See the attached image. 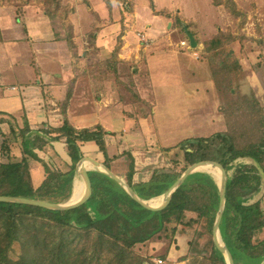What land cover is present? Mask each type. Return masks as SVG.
Listing matches in <instances>:
<instances>
[{
  "label": "trees",
  "instance_id": "1",
  "mask_svg": "<svg viewBox=\"0 0 264 264\" xmlns=\"http://www.w3.org/2000/svg\"><path fill=\"white\" fill-rule=\"evenodd\" d=\"M227 2L228 8L235 12L234 3ZM175 23L191 32L189 25L180 19L176 18ZM234 40L233 35L220 31L205 42L204 48L210 57L220 98L219 109L225 117L227 130L210 137L181 141L179 150L184 151L186 162L183 170L176 174L168 169H156L144 193L136 189L137 185L143 188L144 184L133 183L135 159L128 153L127 180L141 198L150 199L168 191L193 164L207 160L221 163L227 171L228 181L220 233L234 256L238 254L243 259L260 262L264 260V240L255 242L254 234L258 228L264 227V211L260 202H248L260 191L262 176L244 159L264 156V107L254 93L241 90L245 85L242 83L245 72L230 49ZM89 69L92 73L93 67ZM138 100L140 102V98ZM66 107L64 104L63 112ZM6 116L9 117L0 113V122H9L11 136L4 135L0 127V137H3L2 151L10 160L0 164V196L54 199L50 201L54 203L69 200L77 175L76 165L84 156L82 148L92 141L105 156L103 164L111 168L105 141L108 131L101 125L76 129L66 120L58 129L33 131L28 126L19 128L11 117ZM51 132L58 133V136L52 137ZM60 138L65 139L72 160L70 169L65 172L54 171L34 151ZM217 139L220 141L215 145ZM12 143L22 150L23 156L19 160H13L10 155ZM31 158L45 166L46 177L38 187L32 183ZM201 174H190L175 190L168 206L158 211L146 208L115 179L96 170L89 171L92 195L71 209L54 210L0 201V264H145L140 257L130 256V251L136 244L164 233L167 224L173 221L178 223L175 232L188 235L191 229L198 228L194 230L195 239L209 236L210 254L195 248L191 242L193 254L202 255L200 263L227 264L213 241L220 188L212 177H208L209 183H189L191 176ZM188 213H193L194 217H189ZM16 241L25 248L18 259L10 255Z\"/></svg>",
  "mask_w": 264,
  "mask_h": 264
},
{
  "label": "crops",
  "instance_id": "2",
  "mask_svg": "<svg viewBox=\"0 0 264 264\" xmlns=\"http://www.w3.org/2000/svg\"><path fill=\"white\" fill-rule=\"evenodd\" d=\"M140 2L99 0L95 14L91 17L84 14L81 22L85 28L91 26L93 29L97 19L107 25V28L100 30L96 26L88 39L85 30L80 29L82 26L66 12L68 3L65 0H0V113L9 115L19 128L28 126L33 131L43 128L58 129L66 120L76 129L101 125L108 131L105 136L108 153L120 143L123 150H129L135 160L139 149L147 148L154 153L157 148L168 149L174 146L170 143V137L174 135V102L182 101L185 107L180 106V109L183 114H187L184 119L188 123L194 116L205 113H209V120H212V113L216 109L212 102L216 101L218 108L220 98L210 63L207 59H196L194 51L180 47L179 41L187 36L185 29L182 31L178 25H174L173 14L166 16L158 12L162 9L169 10V13L176 10L175 13L178 11L179 18L185 23H188L186 16L190 15L195 18L197 28L204 29L203 32L209 35L222 30L217 28L220 24L210 20L208 15L200 17L197 7L201 4L195 5L196 0H169L162 4L151 0L149 5L144 0ZM130 3L132 12L125 17L123 8H130L127 6ZM82 9H85L83 1ZM129 21L131 25L126 24ZM118 27L121 31L118 33L120 41L115 44L114 38L116 40L115 36L118 34L114 33ZM75 34L82 37L81 42H85V45L75 39ZM141 36L148 37L149 47L138 52L141 45L145 48V41L141 40ZM88 40L98 55L109 58L112 56L118 68L116 71L114 69L117 82L112 85L111 100L108 99L103 104H100L103 101L101 95L95 92L99 83L101 86L102 79L94 76L87 66L84 65L86 69L79 65L86 56L90 58L86 51ZM199 44L201 43L198 42ZM131 53L134 54L131 56ZM133 62L136 65L129 70L130 63ZM83 72L90 74L84 87L79 83L84 78L81 75ZM99 74L100 72L97 75ZM247 82H250V86ZM246 83L244 87L252 89L251 81L247 80ZM253 83L256 82H252L254 86ZM72 84L73 96L63 112L62 106ZM81 87L80 91H84L83 98L86 95L91 106L82 105L77 109L76 97L73 99L74 91H79ZM164 102L166 108L162 112L160 106ZM0 127L4 135L11 136L9 122H0ZM196 130L197 126L191 125V132ZM50 135L57 137L58 133L51 132ZM148 140L155 145H142V141L147 144ZM167 140L168 143H164ZM66 144L65 139L60 138L50 141L43 149L34 151L44 159V152L50 149L47 146H52L54 154L62 157L59 147ZM11 146L10 155L13 160L23 156L20 148H16L13 143ZM98 150L99 146L93 149V156L103 162L97 156ZM31 159L33 160H29V163L33 185L38 187L46 173L41 165L40 169L36 165V169L40 171L37 176L34 167L39 162ZM9 160L0 145V164ZM70 162L72 164L71 159ZM91 169L98 171L96 167H88V173ZM150 169L151 166H136L133 183L150 185ZM34 174L37 176L35 180ZM80 176L82 177L77 170L71 200L80 195ZM169 254H174V249H170Z\"/></svg>",
  "mask_w": 264,
  "mask_h": 264
},
{
  "label": "rangeland",
  "instance_id": "3",
  "mask_svg": "<svg viewBox=\"0 0 264 264\" xmlns=\"http://www.w3.org/2000/svg\"><path fill=\"white\" fill-rule=\"evenodd\" d=\"M82 1L85 7L84 10L83 9L81 10ZM98 1L99 0H93L94 2L93 3L92 0H65V2L68 3L67 4L68 9H65L66 12L71 14V17L74 19V21L78 22V24L82 26L80 27V29L85 30V32L87 33L88 39L91 35V32L94 30V28H96V26L100 30H102L103 28H107L106 27L107 25H105L102 22H98L97 19L95 20L96 26L93 29L91 28V26L85 28V26L82 25L81 20L84 17V14L90 17L95 14V12L98 9V5H97ZM129 1H132V0H129ZM135 1H137L138 4L141 3L140 2L141 0H135ZM144 1L147 2L148 5L151 4V0H144ZM168 1L169 0H156L158 4L166 3ZM196 1L197 3L195 5L201 4L199 5V7H197V11L200 17H203L204 15H208V18L210 20L220 24V27H217L218 30L222 29L220 30L221 32H227L228 34H231L235 37L234 42L230 44V49H232L231 51L234 54V56L237 58L240 65L244 67L245 73H244L243 80L241 77L242 83H245V84L248 83V85L250 86L249 84L250 82L246 83L247 80L248 81L250 80L251 87H252L251 89L249 87L242 86L241 90L245 93L248 92L249 94L254 93L255 96L258 98V100L261 102V105L264 107V0H231L234 3L235 12H233L231 9L228 8L227 6L228 0H196ZM127 6H130V8L127 7L126 9L125 6L123 8L125 9L124 11L125 17L128 13L131 14L132 12V7H131L132 4L130 3ZM168 11L169 10L162 9L158 13L162 15L166 14V16H171V14H173L175 16L174 25H176L175 23L176 18L180 19L179 18L180 16L177 14L178 11L177 13H175L176 10L170 13ZM237 12L239 14H237ZM186 19L188 22L187 24L189 25V29L191 30V33L194 35L197 41V46L196 47L191 46L188 35L185 33L187 36L183 40L188 41L191 47L190 49L187 47H183V48L187 50H192V51L194 49L197 52V56L193 54L196 59H199V58H200L199 60L207 59L208 62L210 63V57L207 53H205L204 48H205V42L211 39L212 37H214V35L213 34H212L213 36L209 35V33L203 32L204 29L197 28L198 24L195 23L196 20L192 16L188 15L186 16ZM125 20L126 18L124 19V21ZM93 22H94V19H93ZM126 24L131 25V21H129ZM178 26L181 28L182 31H184L183 27H181L180 25ZM92 27H93V24H92ZM213 29L215 28L213 27ZM121 30H122V27H121ZM118 33L119 34L121 33V31H119V27L117 28V31L114 34H118ZM119 34L118 36L117 35L115 36L116 40L114 38L113 43L115 44L119 43L120 41ZM75 39L80 44L82 43L81 42L82 37H80V35L77 36L75 34ZM141 40L145 41L144 42L145 48H143L141 45L137 49L138 52H140L141 49H147L149 47L148 37L146 38V36H141ZM198 42L201 44L198 45ZM87 43H88V48L86 51L90 58L86 56L85 57L86 59L82 60L83 62H81L79 65L81 66V68L84 67V65L87 66V68L92 66L93 67L92 73L100 72L99 78L102 79L103 82L101 83V86H100V83L98 84V86H96L95 92L98 95H101L103 101H101L100 104H103L106 102V100L108 99L111 100L110 98L111 92H112L111 88H112V85H114V83L116 84L117 82L114 77V69L116 70L118 68L116 67V64H115L116 62H114L115 59H113L112 56L111 58H109L106 56H101L100 54L98 55L96 53L95 47L94 46L91 47V45H89L90 43L89 40ZM81 45H85V42L82 43ZM178 45L182 47L180 45V41ZM117 46L118 45H116V47ZM111 50L115 51L114 48H112ZM133 54L134 53H131V56ZM133 65H136V64H134V62L130 63V68L128 69L132 70ZM86 69L84 71H86ZM97 74L95 75L93 74V75L97 76ZM81 75L84 78L81 79L79 83H81V86L84 87V83L85 81L88 80V77L90 76V74L89 73L86 74L85 72H83ZM119 80L122 81L120 78ZM72 82L74 83L75 80H73ZM252 82H256V83H253L254 86L252 85ZM74 84H72V87L67 93L66 98H68L69 96L68 103L73 96ZM82 87L79 88V91L78 90L74 91L75 95L73 99H75L76 97L75 105L77 109L82 107V105H84L85 107L86 105L87 107L91 106V102L87 99L86 95H85V98H83L84 91H80ZM248 88H249V91H248ZM68 103H65L64 101L63 105L65 104L66 106H68ZM212 103L214 105L213 107L216 108L215 111L212 113L213 119L209 120V117H208L209 113H205L204 115H201V116H198L195 114L196 116H194L193 120L190 121L189 123L191 125H196L198 130L191 132V125L188 123V121L184 119L185 118L184 115H187V114H183L182 110L180 109L181 108L180 106L182 107H185V106L183 105L182 101L179 103L174 102V107H173L174 113L172 115V120L174 122V135L170 137V140H171L170 143L174 144V146L172 145V147H169L168 149H163V148L158 149L157 148V150H155L154 153L153 151L150 152V150L147 148L139 149L140 152L135 154V157H136L135 172H136V166L138 167L140 166L150 167L151 166V169H150L151 177L153 173L156 171V169H168L169 171H171V173H176V174L180 173L186 165V162L184 159V151L182 152L179 150L178 144L181 141L187 138H192V137H210L212 135H216L219 132H225L227 130V124L225 121V117L219 109L220 106L217 108L218 104H216V101ZM164 105H165V102L162 104V106H160V109L162 112H164L166 108ZM171 105L172 104H170V106ZM62 109H63V106H62ZM153 128H155L154 125H153ZM8 135H10V133ZM2 141H3V137H0V145ZM219 141L220 140L217 139V141L215 142V145H218ZM147 142H148L147 144H144V142L142 141V145H147V146L155 145V143L152 142L151 140H148ZM164 143H168V140L165 141ZM96 146L98 147V145L93 141L89 142V144H86V146H84L82 149V152L84 155L83 157L85 156L94 157L93 149H96L97 148ZM47 147L50 149H48L49 152L43 151L45 153L43 154L44 162H46L48 166H50L54 171H62V172L68 171L71 167V162H70L71 158L69 159V152H68L67 144L61 147L63 148V150L59 147L63 158L60 157L59 155L54 154L52 146H47ZM119 151L120 152L122 151V152L120 153ZM110 152L111 153L109 154L107 151V154H108L107 159L109 160V163L111 165V168L109 169H111L116 175H119V177L121 176L122 179L128 182L127 175L129 171L130 160L128 159L127 154L130 153V151L129 150L124 151L123 146H121L120 143L119 144L117 143L116 147L115 148L112 147V150ZM97 156L101 157L100 160L104 161L105 156L102 151L98 150ZM18 157L19 158L17 160L21 159V156H18ZM30 160L32 162L33 159H30ZM176 161H179V162H176ZM38 162L39 163L35 164V167H34V171L37 172L36 173L37 176H38L39 170L36 169V165L39 169H40V165L42 166V168L45 169L43 162L41 161H38ZM244 162L247 163L248 166H251V165L255 166L260 172V174L262 173V171L264 172V156L263 155H259L257 158L247 157L244 159ZM78 163L76 165V171L79 169ZM101 163L103 164V162ZM30 166H31V163H30ZM112 166L114 167V169H112ZM87 167L94 168L95 165L94 163L88 161ZM207 170L205 168L204 170H201L199 167L198 170L195 172H199L202 174L199 176H191L189 178V183H195V182L209 183L208 177H212V179L215 181V183L219 186L221 190V176L217 177V174L213 172L211 173L210 170L209 171ZM91 171H94V169H91ZM36 174H34V180L37 177ZM261 176H263V174H261ZM32 183H33V180H32ZM137 183L138 182H136L135 184ZM80 186L82 187L80 191V195H76L75 197L72 198V200L77 199L80 201L88 192V187H87V184L83 176L80 179ZM148 188H149V185H146L143 188H141L138 185L136 187L139 193L140 191L142 193L146 192ZM134 191L138 195V191H136L135 189ZM78 196H80V199L77 198ZM138 197L141 200L145 201L148 205L159 207L166 203L167 191L158 197H154V198H150L146 200L141 198L139 195ZM70 200L71 199L61 202V203L59 202V203L60 204L76 203ZM49 201H54V199H49ZM256 202H260L261 207L264 211V178H262V186H261L260 191L257 194H255L254 197L251 198L248 203L251 204V203H256ZM188 216L194 217V214L188 213ZM176 225H178L176 221L168 223L167 230L164 233H161V235L160 234L156 235L144 243L136 244L134 248L130 251L129 255L133 257L135 256L140 257L144 261L145 264H202L199 262L201 261L202 255H200L201 253L193 254V252L195 251L192 252L193 247L191 246V242L193 243V246H195V248L202 249L204 250L206 254H210L212 250V244H211L209 236H206V238H202V239H195L194 230L198 228H193L191 229L188 235L186 234L183 235V234L178 233V231L175 232L174 229ZM180 228H181V225H179V229ZM262 240H264V227L258 228L254 234L255 242L262 241ZM213 241H214V236H213ZM221 243L222 245H226V241L223 239L222 235H221ZM207 244L209 245L208 247H207ZM170 249H174V254H171V255L169 254ZM24 251H25L24 246L20 242L16 241L13 244L10 255L12 258L18 259L19 256H21L24 253ZM220 253L227 260V256L222 252ZM232 256H233L234 264H264V260L260 262H254L251 260H247L245 258L243 259V257L239 256L238 254L234 256L232 253ZM226 263L228 264L227 261Z\"/></svg>",
  "mask_w": 264,
  "mask_h": 264
},
{
  "label": "water",
  "instance_id": "4",
  "mask_svg": "<svg viewBox=\"0 0 264 264\" xmlns=\"http://www.w3.org/2000/svg\"><path fill=\"white\" fill-rule=\"evenodd\" d=\"M185 31H186V34L188 35L191 46L196 47L197 41H196L194 35L188 30L187 27H185ZM88 161L94 163L96 169L99 172L110 176L111 178L115 179L118 183H120L130 193V195L134 199L139 201L146 208H148L150 210H154V211L162 210L165 207H167L168 204L170 203L171 199H172V196H173V193L175 192V190L184 182V180L190 174L197 171L198 168L202 164L211 163L213 165H216L218 168L221 169L222 174H221V190H220V207H219V212L217 215V219H216V222L214 225V231H213L214 243L216 244L218 250L227 256L226 261L228 262V264H234L233 256H232V253H231L229 247L227 245H222V243H221V234H220V224H221V220H222L223 213L225 210V203H226L228 174H227L225 167L221 163L214 161V160L201 161V162L195 163L192 166H190L182 174V176L179 177L178 180L169 188V190L167 191L166 203L162 206H159V207H154V206L148 205L145 201L141 200L138 197V195L136 194V192L134 191V189L130 186V184L126 180H124L121 177H119L118 175H116L111 169H109L108 167L103 165L99 160H97L96 158L91 157V156L82 157V159L78 163V165H79L78 172L84 177L85 182H86L87 187H88V192L80 201H78L76 203L60 204V203H54V202L41 200V199H33V198L17 197V196H0V201L31 204V205L42 206V207H45L48 209H54V210H66V209H71V208L77 207V206L81 205L82 203H84L85 201H87L93 192V185H92V181H91L90 175L88 173V167H87ZM261 174H263L262 178H264V172L263 171Z\"/></svg>",
  "mask_w": 264,
  "mask_h": 264
},
{
  "label": "bare ground",
  "instance_id": "5",
  "mask_svg": "<svg viewBox=\"0 0 264 264\" xmlns=\"http://www.w3.org/2000/svg\"><path fill=\"white\" fill-rule=\"evenodd\" d=\"M203 167H204L205 169L210 170L211 173L213 172V173L217 174V177L221 176V174H222L221 169L218 168L216 165H213V164H211V163H205V164H202V165L200 166V169H201V170H204ZM74 195H75V194H74Z\"/></svg>",
  "mask_w": 264,
  "mask_h": 264
},
{
  "label": "built area",
  "instance_id": "6",
  "mask_svg": "<svg viewBox=\"0 0 264 264\" xmlns=\"http://www.w3.org/2000/svg\"><path fill=\"white\" fill-rule=\"evenodd\" d=\"M180 45L182 46V47H187V48H189L190 49V43L188 42V41H186V40H182V41H180ZM192 49V48H191ZM193 51H194V55H196L197 56V52L193 49ZM160 262H161V260H160Z\"/></svg>",
  "mask_w": 264,
  "mask_h": 264
}]
</instances>
